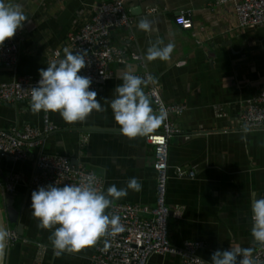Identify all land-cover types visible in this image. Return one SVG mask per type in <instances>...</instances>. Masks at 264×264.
Listing matches in <instances>:
<instances>
[{"label":"crops","instance_id":"crops-1","mask_svg":"<svg viewBox=\"0 0 264 264\" xmlns=\"http://www.w3.org/2000/svg\"><path fill=\"white\" fill-rule=\"evenodd\" d=\"M105 1L20 0L29 22L20 33L18 63L13 68L0 66V82L39 76V70L50 64L54 50L63 59L66 50L72 51L69 34L88 22L94 9ZM235 1L216 5V0H124L131 25L110 31L114 46L142 57L146 70L160 86L162 100L186 107L181 116L170 118L180 133L168 142L165 204L170 209L182 208V213L179 218L168 217L167 234L174 247H181L185 241L202 242L198 255L208 264L212 253L230 249L233 241L256 251L258 244L253 245L250 232L251 202L253 197L264 196V130H239L237 123L242 103L264 89V24L237 29ZM147 8L157 12L148 14ZM181 10L190 12L193 28L183 30L175 24V15ZM142 17L153 22L152 32L138 29ZM157 39L175 44L170 61H146L147 48ZM127 69L134 74L141 71L131 61L123 66L113 64L112 78L95 90L105 111H93L84 122L75 124L50 112L58 129L45 137L42 148L33 149L25 161L0 159L4 177L22 176L13 192V206L19 212L23 239L7 246L4 264H34L40 244L46 247L41 264H88L95 249L88 247L56 257L49 239L52 230L37 227L38 221L31 216L33 190L28 182L40 153L84 164L104 179L105 192L113 184L125 188L128 180L136 177L142 190H129L126 197L112 204L155 206L153 150L145 137L129 140L122 136L110 108L114 89L121 83L119 76ZM24 124L40 126L41 113L33 114L30 103L0 105V130ZM85 136L86 145H81ZM175 167L193 170L195 177L177 178ZM5 182L0 178L3 201ZM147 264L182 263L174 255H152Z\"/></svg>","mask_w":264,"mask_h":264},{"label":"built area","instance_id":"built-area-1","mask_svg":"<svg viewBox=\"0 0 264 264\" xmlns=\"http://www.w3.org/2000/svg\"><path fill=\"white\" fill-rule=\"evenodd\" d=\"M227 0H216V5L224 4ZM156 8H147L146 13H156ZM236 18V28L245 29L264 24V0H237L233 3ZM132 18L124 5V0H108L100 3L94 9L91 19L79 29L69 34L68 40L73 52L88 49L89 54L86 67L79 75L92 79L89 90H97L104 82L112 78L111 65H126L134 62L140 72L136 75L147 80L150 76L156 83L149 82L145 88L146 95L152 101L154 111H159L161 104L167 109L168 117L164 124L153 134L145 137L146 143L153 150L152 167L156 175V203L153 208L140 204L115 203L109 208L110 215L120 217L123 231L112 237H106L107 244L100 241L95 246L88 264H147L152 255H174L182 264H200L203 260L198 251L203 247L200 241H185L181 247L170 244L167 234V220L170 215L179 218L182 208L170 209L165 204L166 183L168 180V142L180 133V130L170 121L171 117H179L185 111L184 104H167L160 94L157 80L146 70L142 57L137 53H127L126 50L111 43L112 29L129 28ZM174 22L183 30L193 28V21L188 10L179 11ZM21 30L13 38L6 40L0 46V66L13 68L18 63L19 41ZM60 52L54 50L49 56V62H58ZM40 76L24 75L14 78L10 82H0V105L17 102L30 103L31 88L37 86ZM41 125L24 124L0 130V159L25 161L31 151L42 148L44 139L58 128L50 119V112L41 111ZM221 116L220 113L216 114ZM239 130H264V89L252 98L242 103V110L237 118ZM87 137L81 139V145H86ZM175 176L180 179H193V170L175 167ZM95 174V186L103 191L104 179L94 171L87 169L80 162L73 163L64 156L40 153L35 160V170L31 175L28 186L36 190L38 186L57 183L61 187L65 184H79ZM22 180L20 174H12L4 183L5 192L13 194L16 185ZM261 197V196H259ZM257 197V198H259ZM5 230L9 236L7 246L16 243L18 236L13 227L6 223ZM44 245H38V253L34 264H41ZM256 264H264V247L258 244L253 253ZM242 257H240L241 259Z\"/></svg>","mask_w":264,"mask_h":264},{"label":"clouds","instance_id":"clouds-1","mask_svg":"<svg viewBox=\"0 0 264 264\" xmlns=\"http://www.w3.org/2000/svg\"><path fill=\"white\" fill-rule=\"evenodd\" d=\"M29 17L20 0H0V46L22 30ZM137 27L145 33L152 32L153 22L142 17ZM175 44L157 39L147 48L145 59L148 62L172 59ZM88 49L75 52L66 50L63 59L51 62L46 69L39 70L40 79L31 88L30 108L33 114L41 111L58 113L68 124L84 122L92 113L103 112L97 93L90 89L92 79L79 75L86 67ZM121 83L115 87V98L110 102L113 119L120 134L129 140L148 137L167 120V109L160 105L154 111L152 101L144 89L148 83H156L150 76L147 80L127 69L119 76ZM95 174L79 184L57 183L38 186L31 192V216L38 221L37 227L52 230L49 237L54 255L77 253L94 247L106 237L122 232L120 217L110 215L109 209L114 200L126 197L129 190L140 192L142 184L132 177L125 188L111 185L106 192L95 184ZM251 236L253 245L264 247V196L253 197L251 202ZM9 233L0 226V249L6 244ZM254 247H241L231 242L230 249L216 250L210 257L211 264H256ZM238 257H242L238 260ZM200 264H208L201 260Z\"/></svg>","mask_w":264,"mask_h":264},{"label":"water","instance_id":"water-1","mask_svg":"<svg viewBox=\"0 0 264 264\" xmlns=\"http://www.w3.org/2000/svg\"><path fill=\"white\" fill-rule=\"evenodd\" d=\"M94 131V130H93ZM7 176H3L2 171L0 169V178H3L5 181L7 180ZM14 194H4V205H5V214H6V223L8 226H11L14 228L16 235L18 236V239L22 238V231L23 227L18 223V217L19 212L14 208ZM2 211L0 209V226H2L5 229V225ZM6 248L7 245L5 244L2 249H0V264H4L5 260V254H6Z\"/></svg>","mask_w":264,"mask_h":264},{"label":"rangeland","instance_id":"rangeland-1","mask_svg":"<svg viewBox=\"0 0 264 264\" xmlns=\"http://www.w3.org/2000/svg\"><path fill=\"white\" fill-rule=\"evenodd\" d=\"M0 209L2 211L4 223H6L5 205L3 199L0 197Z\"/></svg>","mask_w":264,"mask_h":264}]
</instances>
